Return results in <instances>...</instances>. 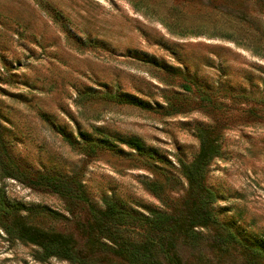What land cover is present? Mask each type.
Returning <instances> with one entry per match:
<instances>
[{
    "label": "rangeland",
    "instance_id": "374dc122",
    "mask_svg": "<svg viewBox=\"0 0 264 264\" xmlns=\"http://www.w3.org/2000/svg\"><path fill=\"white\" fill-rule=\"evenodd\" d=\"M0 127L28 170L75 175L98 209L114 200L145 214L184 210L201 130L219 216L264 251V0H0ZM0 194L29 225L84 241L82 214L57 194L1 174ZM196 230L184 260L264 264ZM40 253L0 227V264H76Z\"/></svg>",
    "mask_w": 264,
    "mask_h": 264
},
{
    "label": "trees",
    "instance_id": "16d2710c",
    "mask_svg": "<svg viewBox=\"0 0 264 264\" xmlns=\"http://www.w3.org/2000/svg\"><path fill=\"white\" fill-rule=\"evenodd\" d=\"M190 90L188 84L184 85ZM142 105L138 101H130ZM206 133L198 131L200 150L197 157L185 166L189 192L182 212L149 209L147 214L126 206L122 202L106 200L98 209L88 199L82 183L75 175L60 177L28 170L18 163L7 145L0 127V174L19 181L39 191L57 194L70 213L82 214L78 221L84 241L79 244L69 233L45 230L24 222L16 214L20 204H8L0 194V227L10 237L41 248L37 258L52 256L76 264H193L184 260L179 245H197L203 237L196 227L213 231L209 234L213 249L227 252L230 246L242 249L247 258L257 261L264 258V251L241 239L219 216L216 210V192L204 185L206 167L211 158ZM69 145L75 142L67 138ZM141 151L138 140L129 142ZM146 187L157 197L160 190L153 182ZM143 228L146 233L134 239L131 228ZM143 234V233H142Z\"/></svg>",
    "mask_w": 264,
    "mask_h": 264
}]
</instances>
